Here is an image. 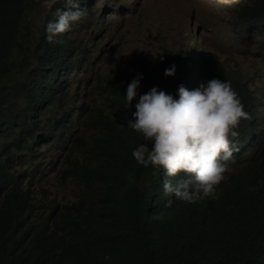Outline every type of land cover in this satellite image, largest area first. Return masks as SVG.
I'll return each instance as SVG.
<instances>
[{
    "label": "clouds",
    "instance_id": "obj_1",
    "mask_svg": "<svg viewBox=\"0 0 264 264\" xmlns=\"http://www.w3.org/2000/svg\"><path fill=\"white\" fill-rule=\"evenodd\" d=\"M139 1L42 0L50 8L43 27L33 33L23 21L39 0H24L5 60L10 68L0 79V119L14 115L18 125L14 134L0 125V177H11L6 180L11 187L25 178L17 182L18 192L22 187L35 203L70 204L80 198L81 187L95 192L92 211L111 206L124 215L139 207L123 199L138 174L155 181L139 183L141 189L154 187L152 201L146 200L147 208L154 207L153 216L166 211L162 215L182 233L202 238L220 219L241 220L240 213L220 209L218 201L226 192L264 211V79H258L264 69V23H252L246 33L234 24L241 0L228 10L244 49L241 59L229 54L231 65L220 61L227 52L218 41L194 29L195 14L172 31L155 27L157 35L145 36L144 51L133 53L132 43H126L139 22L133 18ZM173 33L177 39L169 43ZM126 115L125 130L111 125ZM83 141L116 145L115 153L127 146L146 168L128 171L114 184L76 180L67 164L82 158L69 148ZM13 147L15 155L9 152ZM243 159L242 169L228 167V161ZM40 163L58 170L55 181L40 178ZM238 180L242 184L236 187ZM38 183L54 187L53 192ZM35 222L47 223V217ZM259 241L264 246V229Z\"/></svg>",
    "mask_w": 264,
    "mask_h": 264
},
{
    "label": "trees",
    "instance_id": "obj_2",
    "mask_svg": "<svg viewBox=\"0 0 264 264\" xmlns=\"http://www.w3.org/2000/svg\"><path fill=\"white\" fill-rule=\"evenodd\" d=\"M24 10V0H0V79L10 68L5 60L12 51L16 21ZM255 22L264 23V0H241L234 8V24L250 33ZM128 118L118 117L111 125L125 130ZM15 122L14 115L0 119V125L10 128L7 132L11 134L16 133ZM115 147L83 141L69 148L82 159L67 164L68 174L76 180L99 178L114 184L126 172L146 168L136 163L127 146L117 153L112 150ZM10 178L0 177V264H264V246L259 241L264 211L253 208L251 200L236 192H226L218 202L225 213H240L241 220L220 219L204 237L193 238L164 217L166 211L160 212V218L153 216L154 207L151 203L147 208L146 200L152 201L154 187L141 189L139 183L146 186L155 181L146 182L138 174L123 199L125 203L139 202V207L124 215L111 206L92 211L89 203L95 192L88 190L70 204L35 203L22 187L18 192L15 181L7 190ZM235 183L237 187L242 181ZM36 211L39 214L34 218ZM46 217L47 223L35 222Z\"/></svg>",
    "mask_w": 264,
    "mask_h": 264
},
{
    "label": "rangeland",
    "instance_id": "obj_3",
    "mask_svg": "<svg viewBox=\"0 0 264 264\" xmlns=\"http://www.w3.org/2000/svg\"><path fill=\"white\" fill-rule=\"evenodd\" d=\"M238 2L239 0H140L135 5L133 11V18H139V22L136 26L132 27V35L126 44L131 45L132 43L133 53L144 51L143 49L147 47L145 36L153 37L157 35L155 27H163L172 31L180 23H187L188 14H195L193 20L194 29L201 28L206 37L212 41H218L220 49L227 52V54L220 57V61L225 60L231 65L233 62L229 54H234L239 59L244 54L242 45L238 43V34L231 28L228 14V10ZM49 8L42 5V0H39L37 4L30 5L23 24L29 26L33 33H36L43 27L45 14ZM176 39L177 36L173 33L169 43H173ZM211 64L212 62H209L206 65L210 66ZM262 78L264 79V69H260L259 71V81ZM29 142L31 143V140ZM1 146L2 143L0 142ZM9 152L15 155L18 153V150L13 147ZM95 159L96 157H93V160ZM245 163V159L227 162L230 169H242ZM40 167V178H49L55 181L58 170L54 172L42 163H40ZM10 170L13 173L17 172L16 168ZM24 180L25 178H20L18 181L23 182ZM6 185L8 188L11 187L10 182ZM38 187L50 189L52 192L54 190V187L40 183H38ZM70 187H72L71 183L64 185V193L61 194L63 199ZM82 191L83 189L80 187V192L82 193Z\"/></svg>",
    "mask_w": 264,
    "mask_h": 264
}]
</instances>
